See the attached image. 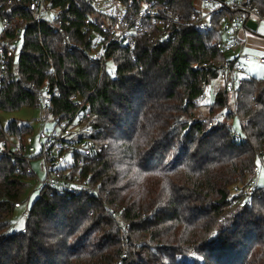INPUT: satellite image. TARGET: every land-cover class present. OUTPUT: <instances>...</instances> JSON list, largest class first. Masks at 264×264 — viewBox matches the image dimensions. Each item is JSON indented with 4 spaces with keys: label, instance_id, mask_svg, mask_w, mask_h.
I'll list each match as a JSON object with an SVG mask.
<instances>
[{
    "label": "trees",
    "instance_id": "trees-1",
    "mask_svg": "<svg viewBox=\"0 0 264 264\" xmlns=\"http://www.w3.org/2000/svg\"><path fill=\"white\" fill-rule=\"evenodd\" d=\"M161 1L180 24L163 41L149 28L132 50L101 36L102 70L91 59L100 54L95 36L82 32L88 0L54 1L64 8L66 42L26 12L13 21L24 35L9 64L12 81L0 89V112L38 108L45 85L48 115L71 123L82 106L102 153L72 173L89 192L40 185L25 209L21 197L35 175L21 160L0 162V264H264V192L258 187L247 208L233 205L231 194L264 168V78L241 81L235 111L221 90L211 104L195 103L214 77L196 66L223 60L213 45L219 20L201 33L189 23L192 0ZM249 2L264 16V0ZM200 107L206 116L195 118ZM5 132L25 138L32 129L11 123Z\"/></svg>",
    "mask_w": 264,
    "mask_h": 264
},
{
    "label": "built area",
    "instance_id": "built-area-1",
    "mask_svg": "<svg viewBox=\"0 0 264 264\" xmlns=\"http://www.w3.org/2000/svg\"><path fill=\"white\" fill-rule=\"evenodd\" d=\"M54 1L0 0V89L12 81L8 73L9 64L18 58L21 51V47L17 48V45L21 43L24 30L21 26L16 28L13 25V21L18 20L20 11L26 12L39 25H52L53 32L63 36L65 42L68 40L60 21L64 8L55 6ZM88 1L90 13L83 23L82 32L95 36L92 42L94 48L100 47L99 38L105 35L112 45L126 46L132 50L136 38L150 37L149 28H155L160 33L158 39L163 41L170 32V26L180 24L177 19L162 12L165 1L138 0L137 12L132 0L126 3L121 0ZM192 7L194 13L189 23L201 33H208L214 27L213 19L218 18V37L213 45L223 55L222 61L211 60L196 66L213 72L214 77L202 82V90L195 103H211L210 97L214 98L217 91L221 90L226 94L230 109L235 111L237 86L243 80L239 78L245 73L242 64L255 62L264 66V54L246 52L247 45L242 34L255 35L256 31L249 29L247 23L252 22L257 28L264 22V16L252 7L249 0H192ZM226 53L231 56H225ZM91 59L96 60L102 70L106 59L105 49L100 47V54L93 52ZM219 85L222 86L221 89ZM50 98L47 86L37 90L36 102L43 111L42 129L39 132V139L43 143L39 151L36 153L30 137L9 135L0 127V162L4 159L21 160L26 164L27 172L34 174L31 162L40 160L45 174L40 185L54 189L56 193H62L63 189L89 192V185L72 175L75 170L83 168L90 159L102 153V148L90 138L91 127L86 124L89 115L82 111L81 106L71 123H57L51 118L52 126L46 130ZM234 138L240 139V135L234 133ZM256 174L257 170L254 176ZM258 187L253 179L245 186H237L233 205L250 207ZM261 192H264V188H261ZM20 206L19 202L14 205Z\"/></svg>",
    "mask_w": 264,
    "mask_h": 264
},
{
    "label": "rangeland",
    "instance_id": "rangeland-1",
    "mask_svg": "<svg viewBox=\"0 0 264 264\" xmlns=\"http://www.w3.org/2000/svg\"><path fill=\"white\" fill-rule=\"evenodd\" d=\"M253 36L254 39L259 41L260 43L264 44V22H261L257 28H256V34L255 35H249ZM22 43H19L17 45V48H20ZM247 53L249 54H264V49H253V50H247ZM227 57H230V53H226ZM245 73L240 76L241 79H250V78H255V79H262L264 78V66L259 65L255 62L247 63V64H242ZM107 70L108 72L113 71V66L109 63L107 65ZM221 87L222 86H218ZM239 88V85L237 86ZM211 103L213 101V97L211 96ZM210 103V104H211ZM229 107V105H228ZM230 109V107H229ZM196 117L198 118L199 116H206V109L203 107L198 108L197 110L194 111ZM42 117H43V111L40 110L39 108H20L19 110L15 112H9V113H4L0 112V127L2 129H7L11 123H15L17 127H30L32 129V133L30 136L31 142L33 147L36 150V153L39 151L41 144L43 141L39 139V132L42 129ZM51 117H48L47 125H46V130H48L52 126L51 122ZM230 123L232 124V129L234 131H240V125L239 121L236 118H232ZM42 163L40 160H33L31 162V168L33 169V172L35 174V178L32 181L28 182V186L26 187L24 194L21 197V201L24 203V209L26 207V202H28V207L30 204L33 202L36 196V190L40 186V183L45 177V174L43 173L42 169ZM253 181L257 182L259 187L264 188V168L261 166H258L257 169V174L253 177ZM247 182L242 183L240 186H245ZM232 196H235L236 193L234 192V189L231 190ZM24 210L16 212L17 216V225L20 227V222L23 221L24 223V217L25 214L23 213ZM116 215L115 218L120 221V225L124 226L126 229L128 228V225L125 224L122 220L121 215H118L117 213L114 214Z\"/></svg>",
    "mask_w": 264,
    "mask_h": 264
},
{
    "label": "crops",
    "instance_id": "crops-1",
    "mask_svg": "<svg viewBox=\"0 0 264 264\" xmlns=\"http://www.w3.org/2000/svg\"><path fill=\"white\" fill-rule=\"evenodd\" d=\"M242 38H244L247 45L246 52L247 50L264 49V44L254 39L253 36L242 34Z\"/></svg>",
    "mask_w": 264,
    "mask_h": 264
},
{
    "label": "water",
    "instance_id": "water-1",
    "mask_svg": "<svg viewBox=\"0 0 264 264\" xmlns=\"http://www.w3.org/2000/svg\"><path fill=\"white\" fill-rule=\"evenodd\" d=\"M247 27L252 31H256V25L252 22L247 23Z\"/></svg>",
    "mask_w": 264,
    "mask_h": 264
},
{
    "label": "snow or ice",
    "instance_id": "snow-or-ice-1",
    "mask_svg": "<svg viewBox=\"0 0 264 264\" xmlns=\"http://www.w3.org/2000/svg\"><path fill=\"white\" fill-rule=\"evenodd\" d=\"M23 221L20 222V227L23 228Z\"/></svg>",
    "mask_w": 264,
    "mask_h": 264
}]
</instances>
